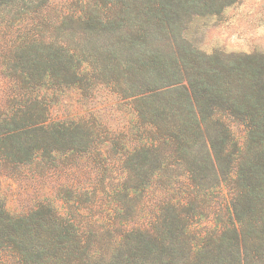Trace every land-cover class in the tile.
Here are the masks:
<instances>
[{"label": "trees", "instance_id": "trees-1", "mask_svg": "<svg viewBox=\"0 0 264 264\" xmlns=\"http://www.w3.org/2000/svg\"><path fill=\"white\" fill-rule=\"evenodd\" d=\"M52 1L0 0V169L45 172L72 157L90 175L116 148L125 188L109 217L119 228L51 203L12 215L0 195V252L10 264H264V56L207 55L187 37L196 19L238 0H86L80 14L50 20ZM92 83L128 106L129 126L52 118L61 90ZM163 176L171 187L133 220V197ZM178 180L182 198L172 196ZM220 184L225 205L210 228L196 224L199 197ZM78 192L65 201L96 196Z\"/></svg>", "mask_w": 264, "mask_h": 264}, {"label": "rangeland", "instance_id": "rangeland-1", "mask_svg": "<svg viewBox=\"0 0 264 264\" xmlns=\"http://www.w3.org/2000/svg\"><path fill=\"white\" fill-rule=\"evenodd\" d=\"M85 7H87L86 0H53L45 15L50 20H56L59 14L65 17L80 14ZM188 33L189 41L207 55L260 53L264 56V0H238L219 15L196 19ZM121 103L123 102L116 95H112L102 85L92 83L82 90L76 88L61 90L51 105V116L59 121L85 118L97 123L99 131L106 129L118 133L134 121L128 106H123ZM232 131L240 142H244L246 133L241 125L232 126ZM119 158V150L107 149L100 157L102 168L98 165L99 171H93L90 175L85 167L88 162L72 157H68L66 162L61 161L60 165L57 163H54L53 167L50 165V169H46L45 172H41L37 166L17 170L10 175L0 169V195L6 209L12 215L28 214L36 210L40 203H51L63 213H68L70 210L76 212L77 209L81 211L82 208L88 209L89 212L91 211L88 217H93L92 220L96 222L97 227L109 226L110 219L116 224L118 219L116 216L110 218L109 211L114 205H118V198L114 202L116 194L125 188V180L121 177V172H118ZM90 164L91 162L88 165ZM165 174L171 177L172 172L167 170ZM158 183L151 192L146 191L133 197L129 203L135 210L133 220L142 223L141 218L148 219L149 201L151 208L155 202L164 197V192L171 187L173 179L163 176L160 184ZM183 184V180H180L176 185L172 193L174 198L176 196L182 198L184 195L186 189ZM71 186L78 189L81 195L88 191L96 193V196H82L73 207L65 201L69 197L67 192L72 188ZM227 193L222 184L212 187L207 194L199 197L201 203L198 202L197 215H190V218L194 217L196 224L210 228L211 221L217 216L215 213H219L220 208L225 205L224 199L228 198ZM141 209L142 215H140ZM116 226L119 228V224ZM9 261V254L0 252V264H10L12 260Z\"/></svg>", "mask_w": 264, "mask_h": 264}]
</instances>
